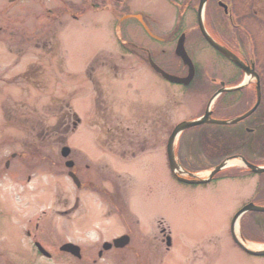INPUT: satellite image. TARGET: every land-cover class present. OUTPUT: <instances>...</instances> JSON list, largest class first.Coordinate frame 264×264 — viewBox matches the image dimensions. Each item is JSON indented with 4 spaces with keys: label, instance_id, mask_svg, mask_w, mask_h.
Instances as JSON below:
<instances>
[{
    "label": "rangeland",
    "instance_id": "1",
    "mask_svg": "<svg viewBox=\"0 0 264 264\" xmlns=\"http://www.w3.org/2000/svg\"><path fill=\"white\" fill-rule=\"evenodd\" d=\"M91 1L0 0V169L11 152L22 150L19 143L34 141L35 133L26 128L29 124L42 123L49 139L58 141L59 125L68 121L74 127L76 112L81 125L68 133L67 142L84 148L87 154L80 161L102 172L94 179L101 190L79 192L63 166L59 170L48 165L35 173L6 170L0 176V264H264V256L244 252L230 233L240 207L250 201L264 204V174H253L236 163L208 184L189 185L171 175L167 161L171 131L180 121L204 114L220 86L206 76H225L229 63L201 36L187 35L185 46L199 67L197 77L185 86L169 82L149 67L144 52L129 53L119 39L166 49L158 51L156 60L169 73L185 76L178 73L181 60L174 49L188 24H195L194 18L178 22L179 8L166 0H129L131 11L146 13L154 31L166 37L164 43H157L138 21L119 20V1L113 0L118 8L113 7L114 13L107 12L102 1L96 5ZM174 1L182 4L183 0ZM229 1L234 13L231 23L248 33L249 43L255 46L250 48L257 73L264 78V0ZM231 28L242 34L233 24ZM92 72L97 84L90 80ZM225 80L234 86L240 79ZM249 85L215 99L214 116L230 119L250 107L255 89L252 81ZM260 87L261 103L247 120L219 126L222 131L217 126L208 127L210 131H200L201 127L184 131L177 139L181 165L210 171L224 159L207 160L202 152L208 143L221 145L222 141L224 152L248 154L251 147L254 161L264 162V79ZM95 96L106 111L99 104L95 108ZM10 112L15 116L12 121ZM105 125L113 127L111 135L104 131ZM243 126L255 127L260 137L242 131ZM110 136L115 139L116 155L96 149L94 143ZM134 140L138 144L130 146ZM143 146L149 147L143 150ZM149 149L155 152L147 153ZM55 151L49 147L47 153L52 156ZM132 151L137 160L122 158ZM107 178L120 184L125 208L116 206L115 200L110 204L102 191ZM118 189L113 188L115 193ZM76 194L81 196L77 209L73 207ZM66 209L68 214H59ZM242 225L250 238L264 239V213L254 211ZM159 229L170 230L172 246L160 241ZM124 232L132 236L129 245L102 249L105 241ZM140 232L159 238L153 242L142 238L141 243ZM34 235L51 257L38 252ZM67 241L82 248L83 258L63 253Z\"/></svg>",
    "mask_w": 264,
    "mask_h": 264
},
{
    "label": "flooded vegetation",
    "instance_id": "2",
    "mask_svg": "<svg viewBox=\"0 0 264 264\" xmlns=\"http://www.w3.org/2000/svg\"><path fill=\"white\" fill-rule=\"evenodd\" d=\"M97 1H102L105 8H107L106 9L107 12L114 13L112 11L113 7L115 9H118L114 5L113 0H92L91 2L93 3V5H96ZM117 1H119V3L122 4L120 6V17H119V20L121 22L122 21H128V20L138 21V23L142 27L143 31L148 36H150V38H152L155 42L164 43L167 40L166 37L160 36L157 32L154 31V28H152V26L149 23V19L146 16V13L131 11L132 5H131L129 0H117ZM166 1H168L170 3L173 2V5L177 6L179 8L180 11L178 14L179 15L178 16V22H181L182 19L185 21V19H187L188 17H191L190 20H193V18H194V20L196 21L195 24H188L189 27L187 26V28L182 32L185 34V38L188 37L189 35L195 36L197 38H199V36H201L203 39H205V41H207L203 32H202V29L200 26V21H199V10L201 9L202 10V24L205 27L207 33L212 37V39L215 42H217L218 44H220L221 46L226 48L229 52L234 54L239 59V61L242 63L243 67L246 69L245 70L244 68H241L231 58H229L228 56H226L225 54H223L222 52L217 50L216 52L229 63V70H230V72H227V74H225V76H217V75H209V74L206 76L207 79H218L219 82H217L216 84H219L220 82L223 83V84H220V86L217 89H220L221 86H224V85H232V84H230L231 82H228L225 79H240L239 82L242 81V79H254V80H252V82L254 84L255 94H253V96H251L249 94V92L247 93V95L251 96V99H253L252 104L245 111L237 114V116H241V115H244L245 113H247L251 108H253L255 106V104L257 102L256 99L258 98V94H259L260 98L262 96L260 85H261V79H264V78L260 74L257 73V70H258L256 67L257 62L254 61L255 53L250 48V47H252L251 46L252 44L249 43L250 41H249L248 34L242 32L239 27H236V25H234V23H231V21L233 22L232 16L234 15V13H232L233 9L230 8V5H229L230 1L229 0H183L182 4L175 3L174 0H166ZM232 24L236 29H239L242 32L244 37L242 36L241 33L237 34V32L231 28ZM144 25L149 28L151 35L148 33V31L146 30ZM178 28H179V26L177 27L176 32L178 31ZM119 42H120L119 44L121 45V47H123V49L127 50L129 53L138 54L139 50L144 52L148 57L147 63L152 70H153V68L150 65V58H152L156 63H158L160 65V63L156 60V56H159V53H160L158 51H163L164 53L166 51V49H162V48L160 50L152 49L146 45L138 44V43H135L134 41H130L127 39L124 40L122 38L119 39ZM207 43L209 44L208 41H207ZM252 49L254 50L255 46L252 47ZM189 55L192 58L193 63H194L195 76L193 79H195L197 77L199 67L194 62V59L190 53H189ZM180 62H181L182 68H180L178 73H180V74L184 73L182 75H187L190 72L189 66L183 64L182 61H180ZM92 68H94V67H92ZM95 70H96V68L94 69V71ZM246 71H248L250 73L249 76H247ZM206 72H208V71L206 70ZM93 73H95V72H92L93 78L90 76V80L93 81L95 84H97L96 81L94 80V78L96 79V77L93 75ZM96 90H97V88H96ZM243 93H245V92H243ZM96 95H97V92H96ZM251 99H250V101H251ZM94 101H95V104H94L95 108L99 104V108H101V106H102V111H106L107 107L104 105V102L103 103L98 102L96 96L94 97ZM259 103H261V101ZM93 109H94V107H93ZM257 109H258V107L254 111L256 112ZM8 110L12 111L11 109H8ZM251 115H253V114H250V116ZM14 117H13V114L10 112L9 113V119H11L10 121H12V119ZM73 117H74V121H73L74 127L71 128L68 121H66V122L63 121L59 125V129L57 131L59 133L58 141L49 139L48 130L42 123H40V125L34 124V126L32 124H29V126L26 128L28 131L35 133L34 141L29 142V140H25L24 142L19 143V144H21L22 150L21 151L15 150V151L11 152L10 157L8 159H6V161L4 163V169H0V176L7 173V172H5L6 170L9 171L13 168L15 169L14 173L17 174L21 170L22 171L28 170L32 173L42 172V171H45V167L47 168L48 165L52 169L61 170L62 166H63L67 171L66 173H67L68 177L70 179H72V182L75 184V187L79 192L80 191L85 192V191H89L92 189H96V187H100V188H98V190H101V185L94 179H96V176L102 174V172L101 173L95 172L92 170L89 163H86V162L83 163L80 161L82 154H87L84 152V148L72 147L67 142L68 141L67 140L68 139V136H67L68 133L69 132L75 133L79 128L78 126L81 125V118L78 116V114L76 112L73 113ZM245 119L247 120V117L242 119V120L245 121ZM253 119H254V117H253ZM24 120L26 122L28 121V119H24ZM242 120H240V121H242ZM250 123L251 122H249V124ZM229 125H233V124H218V125L217 124H202L199 126H195L193 128H200L201 127L200 131H210L211 130V129H209V128H211L210 126H217L219 128V129H217V131L218 130L222 131L223 129H221L219 126L228 127ZM89 127H96L99 130L101 129L100 128L101 126L99 124L98 125L90 124ZM243 129H244V132L247 131V133L249 132L251 135H253V138L256 137V139H258L260 137V134L258 133V130L255 127L243 126V127H241V130L243 131ZM104 131H106V133L108 135H111L113 132V127L112 126L107 127L105 125ZM225 134L226 135H224V136H228L226 132H225ZM182 137L180 139H182ZM233 138H235V137L233 136ZM236 139H239V137H236ZM112 141L114 142L115 139L113 136H110V139H108V140L94 141V143H95L96 149L97 148L104 149V151H109L112 154L116 155L117 153H115L113 151L114 149L112 148L113 147ZM119 141H122V140L119 139ZM135 144H138V142L136 140L130 142V146H133ZM239 146H241V145H238L236 147L240 148ZM49 147H52L55 150L57 148V151H55V153H56L55 155H52V156L48 155L47 151H48ZM147 147H149V146H143L142 148H143V150H145ZM58 149L60 151H58ZM224 149H225V147L223 146V141L221 142V145H218V144L209 145V143H208V145L205 146L204 152H202L203 157H205L207 160L210 157L211 159H215L214 161H216V159H219V158H220V160H222V159H224L228 156H231L233 154H240V155H243L244 157H246L247 160L254 162V159L252 158V156L255 154V151L251 147L249 148L248 154H245L246 152L243 153L242 151H238V150H237L238 151L237 152L236 150H230V149H228L227 150L228 153H226V152H224ZM153 151L154 150L149 149L147 151V153H153ZM177 152H178V156H179L180 149L178 146H177ZM65 153H67V155H65ZM224 153H226L227 156H224V155H226ZM137 157H138V154L135 151H132L130 153L129 157L123 156L122 158H127L129 160L131 159V161H135L138 159ZM70 163H71V166H69ZM194 168L199 169L200 167H194ZM171 175L173 176L172 173H171ZM31 179H32V176H31V174H29L28 181H30ZM107 179H108L107 182H109V183H107L106 186H104L102 188V191L108 197L110 204H111L112 200H115L116 202H118V203H116V206H119V208H121V209L125 208V204H124L125 202L122 199L123 193H121V190L119 191V189H118V187L120 188V186H119L120 184L119 183L114 184V181H112L111 178H107ZM113 188L118 189L117 193L114 192ZM80 198H81V196L79 194L75 195V203L73 205V207H75V209H77V207H79V205H80V202H81ZM63 203H64V201H63ZM65 203H66V201H65ZM69 210L70 209H66L65 211H61V212L59 211V214H68ZM158 225L160 226V223ZM36 227H38V224L36 225ZM153 230H154V226L151 225L150 232ZM159 230H160L159 232L163 233L162 237H160V241L161 242L165 241L166 244H168V242L170 241L171 244H169V246H172V237H171L170 230L168 229L167 232H165L166 231L165 229H162V230L159 229ZM140 233L142 234L140 236V238L141 239L143 238L148 242H153L157 238H159L158 235L155 237L154 236L152 237L150 235H145L142 232H140ZM27 234L31 235V231L30 230L27 231ZM123 234L129 235V237H130L129 244H130L131 240H132L131 234L126 233V232H124ZM169 236H170V238H169ZM34 238L36 241L37 236L34 235ZM115 238H116V236L113 237V239H115ZM143 239L140 241L141 243H144ZM67 242H71V241H67ZM61 252H63V251H61ZM63 253L70 254V255L74 256L70 252H63ZM51 256H52V254H51ZM74 257L78 258L76 256H74ZM81 258H83V252H81V257H79L78 259H81Z\"/></svg>",
    "mask_w": 264,
    "mask_h": 264
},
{
    "label": "water",
    "instance_id": "3",
    "mask_svg": "<svg viewBox=\"0 0 264 264\" xmlns=\"http://www.w3.org/2000/svg\"><path fill=\"white\" fill-rule=\"evenodd\" d=\"M200 26L202 29V32L204 34V36L206 37V39L216 48L218 49L220 52L224 53L226 56H228L229 58L233 59L234 61H236L238 64H240L242 66V64L240 63L239 59L232 54L231 52H229L226 48H224L223 46H221L220 44H218L217 42H215L212 37L207 33L205 27L202 24V11L200 13ZM184 39L185 36L184 34L181 36L178 45L176 47V54L181 57V59L183 60V62L185 64H188L191 67V71L193 68V63L191 58L188 56L185 47H184ZM153 67L156 71H158L163 77H165L167 80H170L172 82H177V83H183V84H189L190 81L192 80V76H193V72H190L188 74V76L182 78L178 75H174L171 73L166 72L165 70H163L161 67H159L158 65L153 63ZM250 79H245L244 83L241 85H237V86H233V87H224L222 89H220L219 91H217L210 99L208 106H207V110L204 114V116L198 118V119H192V120H186V121H182L179 124H177V126L174 128L173 132L171 133L169 140H168V145H167V152H168V160L170 163V167L172 169V171L174 173H180V174H188L189 176L193 177V179H185L183 177H178L180 180L186 181L188 183H206L209 182L212 177L219 172L220 170H223L229 166H234V164L239 163L242 164L245 167H248V169H250L252 172L255 173H262L264 172V166L261 165H255L253 163L248 162L246 159H244L243 157H239V156H230L227 157L223 162H221L219 165L215 166L212 170L208 171V172H204L201 174H193V173H186L184 170H182L181 166L178 164L177 160H176V156H175V142L176 139L178 138L179 134L184 131L185 129L191 127V126H195V125H199V124H203V123H217V124H228V123H236L239 120H241L242 118H244L245 116H247L248 114H250L256 107H254V109H252L249 113L240 116V117H236L234 119H230V120H216V119H211L210 116L212 114L211 111V105L213 104V102L215 101V99L217 98V96L224 91H234L237 89H240L242 87H244L247 82ZM259 103V99L257 104ZM257 106V105H256ZM248 211H260V212H264V206L263 205H257L253 202L246 204L245 206H243L233 217L232 222H231V235L233 237L234 242L244 251H246L249 254L252 255H256V256H263L264 255V245L262 246V244L259 243H255V242H251L249 240H247L241 231V227H240V219L241 217ZM129 242V237L128 235H124L121 236L119 238H116L114 240L113 243H104L103 247L105 249L110 248L113 244H115L117 247H123L125 246L127 243ZM37 247L39 248V250L44 253L45 255L49 256V253L41 246L40 243H36ZM61 250H65L68 252H71L72 254L76 255V256H81V252H80V247L72 244V243H65L64 245H62Z\"/></svg>",
    "mask_w": 264,
    "mask_h": 264
},
{
    "label": "trees",
    "instance_id": "4",
    "mask_svg": "<svg viewBox=\"0 0 264 264\" xmlns=\"http://www.w3.org/2000/svg\"><path fill=\"white\" fill-rule=\"evenodd\" d=\"M234 175V177L237 175V174H233ZM229 176V175H228ZM231 176V175H230ZM262 202H263V199H262ZM245 218H248V216H246ZM243 232H244V230H243ZM244 235L247 237V238H250V236H247L246 234H245V232H244ZM251 239H255V240H258V241H264V239L263 238H260V237H256V238H252L251 237Z\"/></svg>",
    "mask_w": 264,
    "mask_h": 264
}]
</instances>
